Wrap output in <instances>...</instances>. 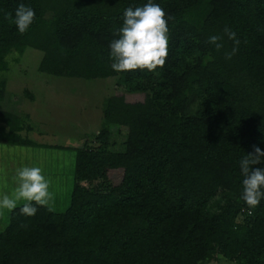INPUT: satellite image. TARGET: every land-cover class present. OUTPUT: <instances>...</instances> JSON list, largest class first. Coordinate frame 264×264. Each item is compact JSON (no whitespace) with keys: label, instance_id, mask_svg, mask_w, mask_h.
<instances>
[{"label":"trees","instance_id":"1","mask_svg":"<svg viewBox=\"0 0 264 264\" xmlns=\"http://www.w3.org/2000/svg\"><path fill=\"white\" fill-rule=\"evenodd\" d=\"M153 2L174 17L165 65L116 72L114 30L127 8L147 0H0V71L13 49L33 48L43 52L42 73L119 76L127 91L145 94L105 100L101 143L75 149L69 206L25 216L18 205L0 232V264H203L216 252L233 264H264V198L249 215L240 171L253 146L264 150V0ZM20 3L35 11L24 34L4 18ZM225 26L240 40L230 60ZM217 34L219 51L207 43ZM0 120L9 126L0 142L18 144L21 116L0 111ZM119 127L128 129L125 150H108ZM114 169L123 170L118 185L109 181Z\"/></svg>","mask_w":264,"mask_h":264},{"label":"rangeland","instance_id":"2","mask_svg":"<svg viewBox=\"0 0 264 264\" xmlns=\"http://www.w3.org/2000/svg\"><path fill=\"white\" fill-rule=\"evenodd\" d=\"M43 57L41 50L27 48L24 52L13 49L5 59L8 69L0 71L5 95L0 100V111L21 116V129L17 131L18 144L0 142V193H11L16 184V169L41 167L50 179V191L55 193L52 209L64 211L70 203L74 184L75 149L85 145L97 147V136L103 128V105L111 95H124L129 102L142 101L141 92H129L119 76L84 79L45 74L39 71ZM2 84V83H0ZM8 124L0 120V127ZM128 129H110L107 149L125 150ZM123 170L109 171V181L118 185ZM87 184V183H85ZM20 204L23 201L19 202ZM8 210L0 214V232L10 220ZM241 209L238 220L246 217ZM203 264H233L216 252Z\"/></svg>","mask_w":264,"mask_h":264},{"label":"clouds","instance_id":"3","mask_svg":"<svg viewBox=\"0 0 264 264\" xmlns=\"http://www.w3.org/2000/svg\"><path fill=\"white\" fill-rule=\"evenodd\" d=\"M164 9L153 0H147L143 6L127 8L123 13L122 25L114 30V38L110 44L109 59L111 68L116 72L144 70L154 71L157 67H163L169 54L168 20ZM4 18L15 23L20 34H24L35 18V11L20 3L15 9L14 17L11 13H5ZM223 34L234 43L230 52H225V59L230 60L238 51L240 40L236 33L225 26ZM223 35H211L207 43L221 50ZM264 163V150L253 146V151L240 160L242 179L241 199L249 208H256L264 198V168L252 167ZM41 167L23 166L16 169L14 176L15 188L9 193H0V214L3 210L12 212L19 205V213L25 216L36 214L38 207H47L52 210V202L55 193L50 191L51 180L42 174ZM23 201L22 205L19 203Z\"/></svg>","mask_w":264,"mask_h":264}]
</instances>
